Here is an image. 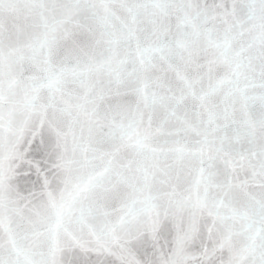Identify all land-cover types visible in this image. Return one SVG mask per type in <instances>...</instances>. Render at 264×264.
<instances>
[{"label":"snow or ice","instance_id":"obj_1","mask_svg":"<svg viewBox=\"0 0 264 264\" xmlns=\"http://www.w3.org/2000/svg\"><path fill=\"white\" fill-rule=\"evenodd\" d=\"M0 264H264V0H0Z\"/></svg>","mask_w":264,"mask_h":264}]
</instances>
